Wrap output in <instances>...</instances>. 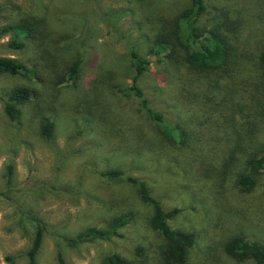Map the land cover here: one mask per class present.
Wrapping results in <instances>:
<instances>
[{"label":"rangeland","instance_id":"rangeland-1","mask_svg":"<svg viewBox=\"0 0 264 264\" xmlns=\"http://www.w3.org/2000/svg\"><path fill=\"white\" fill-rule=\"evenodd\" d=\"M204 4L202 23L213 24L222 11L237 21L224 76L157 61L167 48L149 53L160 26L190 0H0V30L21 19L36 27L19 49L7 45L10 33L0 36V57L36 72L0 74V264H26L31 215L42 220L38 264H104L113 253L130 264H163L153 207L138 184L98 173L107 169L144 181L163 210L178 208L169 225L194 235L185 264H257L233 259L224 244L238 233L264 242V172L253 190L237 181L249 158L264 155V0ZM132 52L150 61L136 86L164 120L181 126L182 143L164 138L129 89ZM74 62L77 80L56 83ZM18 86L33 96L11 121L4 98ZM45 117L54 123L50 141L41 134ZM124 213L129 221L119 236L76 246L65 240Z\"/></svg>","mask_w":264,"mask_h":264},{"label":"trees","instance_id":"trees-1","mask_svg":"<svg viewBox=\"0 0 264 264\" xmlns=\"http://www.w3.org/2000/svg\"><path fill=\"white\" fill-rule=\"evenodd\" d=\"M204 0H190V5L179 12L169 23L163 24L150 43L149 53L158 54L165 48L168 51L163 58L157 61L166 62L176 70L186 69L195 74L211 76L216 74L224 76L229 73L232 64L231 36L236 30L237 21L231 20L229 14L221 12L219 19L211 25L201 22V17L206 13ZM35 23L30 19H21L18 22L4 26L0 30V36L11 34L7 45L10 48L19 49L24 47L23 39H34L36 36ZM159 51V52H158ZM135 74L132 77L130 90L139 98L147 116L160 128L164 138L170 142L182 143L184 135L181 126L172 125L164 120L163 116L154 111L142 93L136 86L138 77L147 70L150 61L132 52ZM259 66L264 69V45L258 55ZM79 62L69 65L61 73L56 83L78 78ZM36 72L29 69L26 64L10 57H0V74L11 76L24 75L36 77ZM33 96V91L28 86H18L6 94L4 98V113L11 121L18 119L22 105H25ZM41 134L50 141L53 136V121L48 118L41 119ZM248 171L238 174V184L245 191H250L258 186L256 176L264 172V155L254 156L247 160ZM9 180L12 166H8ZM102 177L111 179H124L129 183L138 184L141 199L153 207L151 225L165 239L162 249L163 264H185L190 247L194 243V235L191 232L174 229L169 225V220L178 212V208L165 211L160 202L149 193L146 183L133 176L127 175L121 169H107L98 171ZM31 221L35 223V230L31 245L26 250V264H38L36 255L43 240L42 220L31 215ZM129 221L127 213L120 214L108 223L106 227L88 226L78 232L74 237L65 238L70 246H76L88 240H109L119 236V230ZM224 251L233 259L242 262L252 260L257 264H264V242H258L246 238L243 234H234L224 244ZM11 260L10 256L6 257ZM60 263L63 262L58 254ZM104 264H130L123 256L113 253L104 260Z\"/></svg>","mask_w":264,"mask_h":264}]
</instances>
